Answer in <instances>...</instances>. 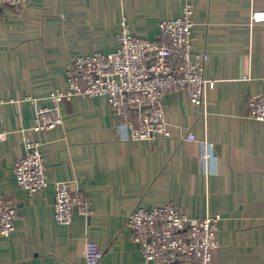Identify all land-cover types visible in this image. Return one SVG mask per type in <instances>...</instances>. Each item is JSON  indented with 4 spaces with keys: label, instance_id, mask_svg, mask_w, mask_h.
Listing matches in <instances>:
<instances>
[{
    "label": "crops",
    "instance_id": "0c3cea01",
    "mask_svg": "<svg viewBox=\"0 0 264 264\" xmlns=\"http://www.w3.org/2000/svg\"><path fill=\"white\" fill-rule=\"evenodd\" d=\"M194 52H204L208 114L198 117L186 90L168 91L163 107L172 137L133 140L105 96H76L58 105L61 123L33 131L39 107H54L66 90L69 58L119 46L130 33L167 39L162 20L185 0H27L0 9V189L15 202V227L0 235V264H83L88 236L102 249L99 264H146L125 225L139 204H174L191 217L220 214L212 264H264V120L248 100L264 93V0H190ZM191 131L195 140H186ZM39 142L48 185L30 194L15 179L23 136ZM213 155L202 158L203 141ZM68 181L88 200L70 223L55 219V183Z\"/></svg>",
    "mask_w": 264,
    "mask_h": 264
},
{
    "label": "built area",
    "instance_id": "2783aa9c",
    "mask_svg": "<svg viewBox=\"0 0 264 264\" xmlns=\"http://www.w3.org/2000/svg\"><path fill=\"white\" fill-rule=\"evenodd\" d=\"M27 0H0V8H21ZM193 5L185 0L181 15L164 19L160 34L167 39L134 36L122 20L119 46L110 52H93L69 58L66 67V90L53 88L49 98L54 107H39L31 130L51 129L60 124L58 105L76 96H105L123 119L133 140L172 137L163 107L168 91L186 90L198 117L208 114V90L215 81L203 74L204 52H194L191 38ZM251 20H264V12L255 10ZM1 102V100H0ZM250 114L264 120V93L248 100ZM6 131L0 128V141ZM184 138L195 140L188 131ZM24 153L13 165L17 184L30 194L42 192L48 185L39 142L23 136ZM202 158L213 155V143L203 142ZM88 200L70 182L55 183L53 210L55 219L70 223L75 211L88 212ZM17 207L0 189V235L8 236L15 227ZM220 214L206 212L201 217L180 213L174 204L147 209L137 204L125 214L130 237L140 246L146 264H212V249L217 246ZM103 252L89 238L84 242V263L99 264Z\"/></svg>",
    "mask_w": 264,
    "mask_h": 264
},
{
    "label": "water",
    "instance_id": "95a60500",
    "mask_svg": "<svg viewBox=\"0 0 264 264\" xmlns=\"http://www.w3.org/2000/svg\"><path fill=\"white\" fill-rule=\"evenodd\" d=\"M1 9V8H0Z\"/></svg>",
    "mask_w": 264,
    "mask_h": 264
}]
</instances>
